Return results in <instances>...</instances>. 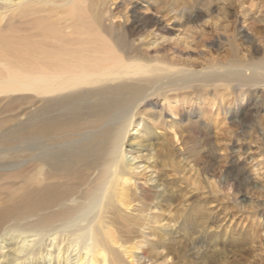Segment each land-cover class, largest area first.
I'll return each instance as SVG.
<instances>
[{
  "label": "bare ground",
  "instance_id": "1",
  "mask_svg": "<svg viewBox=\"0 0 264 264\" xmlns=\"http://www.w3.org/2000/svg\"><path fill=\"white\" fill-rule=\"evenodd\" d=\"M117 1L0 0V264H129L147 258L136 254L144 243L161 247L164 258L208 259L209 226L196 209L172 219L171 231L152 229L157 243L144 239L149 207L171 210L178 201L164 179L175 166L158 134L168 126L159 104L190 106L191 158L208 145L217 152L219 145L203 139L209 133L197 130L217 131L226 122L202 123L193 106L208 99L223 107L236 88L241 103L263 89L260 100L231 117L240 129L258 127L264 51L245 55L227 39V55L202 69L152 55L141 38L166 27L131 0H124L128 13L113 10ZM121 17L124 24L115 23ZM241 37L254 44L247 33ZM141 150L160 164L153 187L140 182L129 157ZM196 240L202 248L194 253Z\"/></svg>",
  "mask_w": 264,
  "mask_h": 264
},
{
  "label": "rangeland",
  "instance_id": "2",
  "mask_svg": "<svg viewBox=\"0 0 264 264\" xmlns=\"http://www.w3.org/2000/svg\"><path fill=\"white\" fill-rule=\"evenodd\" d=\"M131 1L139 5L141 15L161 21L166 27L160 31L150 30L141 38L143 48L152 55L193 62L197 69H202L211 60L227 55L229 39L234 38L245 55H251L253 49L254 54L264 51V0H162L160 4L149 0ZM124 5V0H118L113 10L118 7V12H124ZM173 8L179 11L176 13ZM130 9L127 7L125 12ZM195 12L201 13V18L189 21L188 15ZM124 20L121 17L114 21L124 24ZM244 33L254 40L252 46L241 37ZM238 90L230 93V99L223 107L219 101L217 106L211 107L208 99L194 104L193 110L203 113L202 123L219 119L225 121L226 126L217 131L204 130V127L197 130L198 134L207 131L209 134L203 139L216 143L219 148L217 152H209L211 146L208 145L193 158L187 151L189 132H186L188 123L185 119L190 106L177 105L173 99L159 104L166 109L164 121L168 126L166 130L160 127L158 134L165 135L168 140V150L174 156L175 166L174 170L170 166L165 169L164 175L167 176L164 179L178 201L171 210L158 204L149 207L146 214L148 219L150 217L147 223L151 229L144 231L147 234L144 239L157 243L158 235L152 229L171 231L167 227H174L172 219L196 209L199 210L197 216L200 215L198 217L209 226L208 259L204 262L196 257H190L188 261V258L175 256L164 258L165 251L161 247L151 250V245L144 243L136 254L141 258L144 251L147 258L139 261L135 257L129 264H192V261L197 264H264V169L259 171L261 176L256 177L253 173L257 162H264V107L253 118L261 123L258 127L240 129L231 124L233 112L260 100L263 89L254 88L241 103L237 98ZM19 110L15 109L14 114L19 115ZM136 130L131 136H135ZM129 157L134 158L133 167H139L135 171L140 182H150L146 187H153L155 182L149 180L157 178L155 165H160L159 161L156 158L149 160L148 151L143 150L129 154ZM198 246L200 243L196 240L192 245L194 253H197Z\"/></svg>",
  "mask_w": 264,
  "mask_h": 264
}]
</instances>
